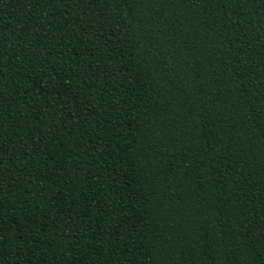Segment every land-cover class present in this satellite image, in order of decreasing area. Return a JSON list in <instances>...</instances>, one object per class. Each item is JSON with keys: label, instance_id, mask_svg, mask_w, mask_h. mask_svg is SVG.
I'll return each instance as SVG.
<instances>
[{"label": "trees", "instance_id": "obj_1", "mask_svg": "<svg viewBox=\"0 0 264 264\" xmlns=\"http://www.w3.org/2000/svg\"><path fill=\"white\" fill-rule=\"evenodd\" d=\"M0 264H264V0H0Z\"/></svg>", "mask_w": 264, "mask_h": 264}]
</instances>
